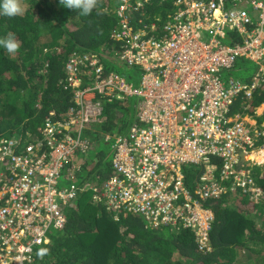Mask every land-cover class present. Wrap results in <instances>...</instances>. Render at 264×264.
I'll return each instance as SVG.
<instances>
[{"label": "built area", "instance_id": "1", "mask_svg": "<svg viewBox=\"0 0 264 264\" xmlns=\"http://www.w3.org/2000/svg\"><path fill=\"white\" fill-rule=\"evenodd\" d=\"M164 1H172L179 11L175 22L165 27L166 35L157 38L131 26L134 13L151 0H119L116 41L127 43L121 59L142 68L137 87L124 76L104 77L98 57L72 56L66 89L72 91L76 107L64 124L57 127L48 121L43 144L29 145L22 154H14L17 141L1 143L0 264L31 263L36 248L64 230L77 189L72 185L61 190L59 183L62 177L71 181L78 171V154L89 144L81 132L102 122L103 99L130 97L139 104V124L128 137L116 139L114 175L103 187V197L116 215H141L152 227L194 229L198 250L207 252L214 216L189 196L181 168L206 167L202 181L207 183L198 192L202 200L219 197L223 181L243 188L252 184L249 172L239 168L241 156L258 148L264 126L230 115L242 91L250 100L264 75V0L246 1L253 14L244 8L228 10V4L236 7L243 0ZM225 31L237 33L244 44L233 50L222 47L217 39ZM238 56L260 67L258 82L251 87L221 80L222 68L231 67ZM104 140L111 142L109 136ZM214 162L222 165L219 180Z\"/></svg>", "mask_w": 264, "mask_h": 264}, {"label": "trees", "instance_id": "2", "mask_svg": "<svg viewBox=\"0 0 264 264\" xmlns=\"http://www.w3.org/2000/svg\"><path fill=\"white\" fill-rule=\"evenodd\" d=\"M160 1L152 0L134 13L135 32L174 22L179 7L172 1ZM22 6L23 16H0V38L12 33L20 44L15 55L0 48V145L17 141L14 154H22L29 145L43 144L46 123L53 121L61 127L76 107L73 94L63 84L65 67L72 56L98 57L104 77L124 76L134 85L142 74L140 68L126 67L121 59L127 43L116 41L120 32L119 0H99L100 14L93 11L88 17L63 8L59 0H22ZM235 40L234 35L225 38L228 44ZM241 64L240 69L247 73L241 79L249 82L252 67L245 61ZM102 104L104 122L81 132L89 144L78 154L79 169L71 180L77 198L69 208L67 225L57 235H50L51 242L41 248L48 253L37 255L32 264H264V166L246 165L253 186L261 192L260 199L254 200L248 187L231 180L222 182L227 191L203 202L214 214L207 252L198 250L192 230L172 225L152 228L146 219L124 213L115 220L103 197V186L114 175L111 162L116 141L105 143L101 139L124 135L138 125L139 104L136 98L105 100ZM262 105L264 90L251 101L238 98L232 113L252 116L261 126L264 114L258 116L256 112ZM101 145L106 152H98ZM263 145L264 136L256 142V146ZM214 163L219 175L222 165ZM1 164L5 163L0 161V172ZM184 174L186 186L193 192L202 167H186Z\"/></svg>", "mask_w": 264, "mask_h": 264}, {"label": "clouds", "instance_id": "3", "mask_svg": "<svg viewBox=\"0 0 264 264\" xmlns=\"http://www.w3.org/2000/svg\"><path fill=\"white\" fill-rule=\"evenodd\" d=\"M246 1H248V0H243V2H242V5H241V3L240 4H238V6H234V7H231L230 6V4H228L227 6H228V10L229 11H231V10H233L234 8H238V9H241L242 10V8H244V9H248V5H246L245 3H246ZM151 2H152V0H151ZM150 2V3H151ZM161 3H163L164 2V0H161L160 1ZM59 3H60V5L63 7V8H65V9H68V10H72L73 12H75L78 16H82V17H88V16H90V15H92V13H93V11H96V13L99 15L100 14V9H99V6H98V4H99V0H59ZM149 3V4H150ZM24 11H25V9H24V7L22 6V0H0V16H3V17H8V18H15V17H18V16H23L24 15ZM248 11L250 12V13H252L253 14V10H252V8L251 9H248ZM254 16V18H255V14L253 15ZM119 21V20H118ZM174 22H175V18H174ZM173 22H170V23H168L167 25H169V24H172ZM167 25H165V26H163V27H160L159 29H151V30H149L151 33L149 34V37L150 36H155V37H157V38H161L162 36H165L166 35V32H165V27L167 26ZM131 26L133 27V25H132V22H131ZM154 28V27H153ZM153 30V31H152ZM145 31V30H144ZM146 31H148V30H146ZM227 35H234V36H236L237 37V41L235 40V42H233V43H230V44H228V43H226L225 42V38H226V36ZM217 40H219V42L221 43V45H222V47H224V48H227V49H234V47H236L237 45H243L244 43L241 41V39L238 37V34L237 33H235V32H232V31H225V33H224V37H218V39ZM126 47V46H125ZM0 48H2V49H4L5 50V52L7 53V54H9V55H15V54H17V52L19 51V48H20V44H19V41L17 40V38H16V36L14 35V34H12V33H9L6 37H3V38H0ZM123 61L125 62V66L126 67H131V66H129L127 63H126V61L123 59ZM238 61H245V62H247V63H249V64H253L254 65V67H255V69L257 70L256 71V73H255V75H251V80L249 81V82H245L244 81V79H241V78H237V79H228V80H224L223 79V73L224 72H229V71H232L233 69H234V67H236L237 66V63H238ZM123 63V62H122ZM102 63H101V61H100V65H101ZM124 64V63H123ZM139 68V67H138ZM140 70L142 71V68H140ZM65 72H66V67H65ZM220 77H221V80L225 83V84H228V83H230L231 81H234V82H238V83H240L243 87H251L252 85H253V83H255L256 81L258 82V76L261 74V72H260V67L255 63V62H253V61H251V60H249V59H247L245 56H238L237 58H236V60H235V62L233 63V65L231 66V67H224V68H222V70L220 71ZM141 79H142V74H141V78H140V80H139V82L137 83L138 85L140 84V82H141ZM66 80H67V72H66V79H65V81H64V86H65V90H68V89H66ZM263 80V81H262ZM262 81V82H261ZM130 82V81H129ZM259 82H260V84H258V86L256 87V89L253 91V95H252V97H251V99L250 100H247L248 98H245V91H242V93H241V95H240V97H242V99L245 101H251L253 98H254V95L258 92V91H260V90H264V75H262L261 76V78H260V80H259ZM131 83V82H130ZM131 84H133V83H131ZM137 84L136 85H134L135 87H137ZM68 91H70L71 93H72V91L71 90H68ZM130 98V97H129ZM126 99H128V98H125L124 100H126ZM116 100H119V101H123V100H121V99H116ZM103 101H105V99H103V100H101V102L103 103ZM136 101H137V99H136ZM72 103H73V101H72ZM138 103V102H137ZM74 104V103H73ZM103 105V104H102ZM103 108V107H102ZM233 113H232V110H231V117L232 116H236V115H240L243 119L244 118H246V117H249V115H245V116H243L242 114H239V113H236L235 115H232ZM68 119V118H67ZM67 119H65V120H67ZM64 120V121H65ZM102 121L104 122V117H103V115H102ZM252 121H255L257 124H258V122L253 118V120ZM100 125V124H99ZM97 125H94V126H92V127H96ZM134 126H136V125H134ZM134 126L130 129V131L128 132V133H126V134H124V135H121V136H111V135H106V136H104L103 138H102V140H104V138L105 137H107V136H109L110 137V139H111V142L113 141H116V139L117 138H119V137H128L129 136V134H130V132H131V130L134 128ZM138 126V125H137ZM258 126H260L259 124H258ZM264 126V125H263ZM92 127H89L88 129L91 131L92 130ZM104 142H105V140H104ZM106 143V142H105ZM264 146V145H263ZM262 146V147H263ZM259 148H261V147H259L258 146V148L257 149H259ZM257 149H255V150H257ZM254 150V151H255ZM254 151H253V153H254ZM251 155V154H250ZM250 155L249 156H245L244 154H242V156H241V163H240V166L239 167H241L244 163H246V162H248V163H246L245 165H244V167H243V169L245 168L246 170H247V164H250V165H257V166H262V165H259V164H257L255 161H254V159H253V161L254 162H252L250 159H249V157H250ZM79 159V158H78ZM77 163H78V160H77ZM191 166H201L202 167V174L200 175V177L198 178V180L196 181V183H195V188H194V190H193V192H191L188 188H187V186H186V183H187V179H186V176H185V174H184V169L186 168V167H191ZM206 167H204L203 165H185V166H183L182 168H181V175L183 176V182H184V188L186 189V191L189 193V196L192 198V200H199L200 201V204H201V207L203 208V209H206V210H209V209H207V208H205L204 206H203V202L205 201V200H202L201 198H200V196H199V190H200V188L205 184V183H207V182H203L202 181V178H204V176L206 175ZM213 174H215V176L217 175V171H216V169L214 170V172H213ZM112 178V177H111ZM217 178H218V180L220 179V177H219V175H217ZM249 178H251V177H249ZM63 181L67 184V180L66 179H64L63 178ZM60 182H61V180H60ZM108 182V181H107ZM73 184L71 183L70 185H68L67 184V187H66V189H69V188H71V186H72ZM75 186V185H74ZM104 187V186H103ZM246 187H248V192L249 193H251V195H249V196H252L253 197V199L255 200V199H260L261 198V192H260V190H258V189H256L254 186H253V182H252V184H250V185H247ZM59 189H61L60 188V183H59ZM220 189H221V193L220 194H222L223 192H225V191H227L224 187H222V183L220 184ZM61 190H65V189H61ZM233 191L234 192H236V189H235V186L233 187ZM220 196V195H219ZM77 198V197H76ZM218 198V197H217ZM209 199H211V198H209ZM216 199V198H215ZM207 200V199H206ZM178 205V204H177ZM70 208V207H69ZM69 208H67V210H66V218H67V216H68V212H69ZM72 208V207H71ZM209 211H211V210H209ZM212 212V211H211ZM212 214H213V212H212ZM116 214L114 213V216H115ZM125 215H137V214H125ZM138 217H142L141 215H137ZM213 216H214V214H213ZM117 215L115 216V220H118L117 218ZM143 219H145L144 217H142ZM214 220V219H213ZM67 222H68V218H67ZM213 223V222H212ZM212 223H211V228H212ZM66 225H67V223H66ZM66 227V226H65ZM152 228H160V227H152ZM65 229V228H64ZM181 229H185V230H192V231H194V235H195V238H196V230H194V229H187V228H184L183 226H181ZM210 231H211V229H210ZM62 232V231H61ZM209 234H210V232H209ZM210 237V236H209ZM209 241H210V239H209ZM51 242V237H50V241H49V243ZM49 243H47V244H49ZM47 244H43L41 247H39V248H36V251H35V254H34V257H33V260H32V262L31 263H29V264H32L33 262H34V260L36 259V256L38 255V256H40V257H43V256H45L47 253H48V249H41L42 247H44L45 245H47ZM41 249V250H40Z\"/></svg>", "mask_w": 264, "mask_h": 264}, {"label": "rangeland", "instance_id": "4", "mask_svg": "<svg viewBox=\"0 0 264 264\" xmlns=\"http://www.w3.org/2000/svg\"><path fill=\"white\" fill-rule=\"evenodd\" d=\"M249 66L252 67V69H251V73H250V74L255 75V73H256L257 70L255 69L254 65H253V64H249ZM236 67H237L238 69H236V70H234V71L232 70V71H229V72H224V73H223V79H224V80H228V79H231V78H232V79H237V78L247 77V73L243 72L242 69H240V67H242L241 61H238ZM256 114H257L258 116H262V115L264 114V105H262L261 107H259V108L257 109ZM232 115H235V113H233ZM244 119H245L246 122H250V123L253 124V125L256 124L255 121H252V120H253V117H252V116L246 117V118H244ZM263 125H264V123L262 124V126H263ZM258 127H259V126H258ZM101 140H102V139H101ZM102 145H103V144H102ZM102 145H101V147L98 149V152H100L101 150L104 149ZM104 150H105V149H104ZM109 150H110V149H109ZM109 150H108L107 152H109ZM262 150L264 151V146L261 147V148H259V149H257V150H255L254 153H251V155H254V154L257 155V154L260 153ZM98 152H97V153H98ZM105 152H106V150H105ZM251 155H250V157H251ZM90 156H91V157H96V154L91 153ZM90 156H89V157H86L85 159H86V160L90 159ZM262 156H263V155L261 154V157H262ZM263 160H264V158H263L262 160H260L261 162H260V161H256V160H254V161H255L257 164L264 166V161H263ZM67 184L70 185V184H71V181H67ZM67 184L63 181V177H62L61 182H60V188H61V189H66ZM54 234L57 235L58 232L55 231ZM244 262H245V261H244ZM246 264H247V262H246Z\"/></svg>", "mask_w": 264, "mask_h": 264}, {"label": "bare ground", "instance_id": "5", "mask_svg": "<svg viewBox=\"0 0 264 264\" xmlns=\"http://www.w3.org/2000/svg\"><path fill=\"white\" fill-rule=\"evenodd\" d=\"M261 154L263 155L262 157H261ZM251 157L254 159V160H256V161H260V160H262L263 158H264V151L262 150L260 153H258L257 155H251ZM264 161V160H263ZM261 162V161H260Z\"/></svg>", "mask_w": 264, "mask_h": 264}, {"label": "crops", "instance_id": "6", "mask_svg": "<svg viewBox=\"0 0 264 264\" xmlns=\"http://www.w3.org/2000/svg\"><path fill=\"white\" fill-rule=\"evenodd\" d=\"M164 2H167V1H164Z\"/></svg>", "mask_w": 264, "mask_h": 264}]
</instances>
